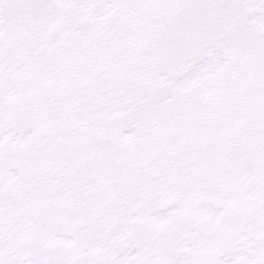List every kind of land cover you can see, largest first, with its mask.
Listing matches in <instances>:
<instances>
[{"label": "snow or ice", "instance_id": "snow-or-ice-1", "mask_svg": "<svg viewBox=\"0 0 264 264\" xmlns=\"http://www.w3.org/2000/svg\"><path fill=\"white\" fill-rule=\"evenodd\" d=\"M0 264H264V0H0Z\"/></svg>", "mask_w": 264, "mask_h": 264}]
</instances>
